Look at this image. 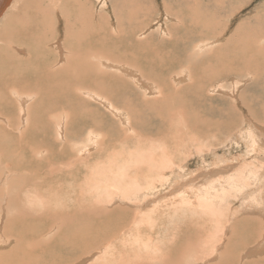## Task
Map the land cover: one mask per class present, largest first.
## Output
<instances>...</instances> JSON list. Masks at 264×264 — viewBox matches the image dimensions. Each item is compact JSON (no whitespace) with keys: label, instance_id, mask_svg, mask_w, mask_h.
<instances>
[{"label":"bare ground","instance_id":"obj_1","mask_svg":"<svg viewBox=\"0 0 264 264\" xmlns=\"http://www.w3.org/2000/svg\"><path fill=\"white\" fill-rule=\"evenodd\" d=\"M109 1L0 0V218L17 216L23 221L36 215L38 223L30 221L29 227L28 222L12 219L7 231L22 226L36 234L33 238H39L38 243L30 245V252L26 250L27 243L0 250V264H42L36 246H42L49 239L62 247L80 240L87 252L82 251L78 264H109L110 261L113 264H264V109H249L250 100L245 95H234L231 101L227 97L231 112L206 110L215 102L214 95L210 94L218 89L214 83L230 73L237 74V78L248 73V79L256 74L264 75V59L259 61L257 56H252L250 68H245L236 54L223 68L202 66L200 69L205 72L189 76L186 71H191L190 64L183 67L182 60L174 67L170 64L171 58L166 59L168 54L163 56L169 49L176 53L190 46L208 50L207 46L212 45V49L225 44L232 50L234 47L262 50L264 44L256 38L264 37V16L257 17L251 25L243 22L246 27L242 30L236 25L228 37H222L227 21L226 13H221L220 19L209 20L203 32L187 43L190 36H195L192 31L200 18L215 15L217 6L224 10L221 3L229 2L230 9L239 10L242 0H155L161 9L160 15L171 20L163 31L160 29L162 34L154 29L146 31L154 14V0H145L148 5L143 11L148 16L144 24L143 20L138 21L142 0H123V11L129 15V27L124 32L110 30ZM208 7L210 11L205 13ZM190 19L188 33L183 26ZM133 20L139 24L132 26ZM119 34L126 37L128 49L117 55L110 47V38H118L120 42ZM148 55L153 62L145 70L141 71L131 62L139 56L149 62ZM111 67L118 70H107ZM124 70H128L126 75L130 77L120 76ZM105 77L113 86L143 87L140 106L147 119L158 121L157 138L150 140L152 129L145 124V139L142 133L141 143L146 141V144L138 146L139 155L134 157L136 164L143 165L138 178L131 176L125 182L122 178L110 179L107 183L110 205L92 201L78 206L72 214L76 220L67 228L72 235L58 237L55 225L60 223L64 228L68 217L61 210L43 211L52 208L51 198L44 200L37 185L34 189L28 188V182L36 174L34 171L40 172L38 166L32 167L33 160L44 156L49 140L64 138L65 116L54 117L49 109H57L56 112L90 109L88 105L96 104L94 100L102 101L100 85ZM258 87L264 91V84ZM263 97L260 94L255 99L264 108ZM235 98L245 108L243 113L236 107ZM217 100L224 101V98L218 96ZM123 103L128 106L129 100ZM216 110L218 115L214 117ZM250 113L255 114L254 120ZM243 119L247 120L248 127L240 130ZM148 123L153 125L149 120ZM227 124L231 126L227 134H233L245 150L230 156L212 148L195 147L205 138L216 136ZM189 144L193 145L195 155L192 154L197 157L198 165L188 155L178 160L174 156V152L187 149ZM125 164L123 161L119 167L126 178L129 171ZM19 178L24 180L19 183ZM122 203L127 206L121 207ZM5 209L12 214L6 215ZM176 215H182L183 222L187 219L180 228L175 226ZM101 220L102 224L110 225L107 233L110 241L98 250L95 245L103 233L96 232L102 228L98 229L93 222ZM39 224L43 228L35 231ZM43 232L46 235L41 238ZM156 234L163 236V242H154ZM22 236L21 230L18 237ZM0 243L9 241L0 237ZM54 254L58 260L53 264H72L63 254Z\"/></svg>","mask_w":264,"mask_h":264},{"label":"rangeland","instance_id":"obj_2","mask_svg":"<svg viewBox=\"0 0 264 264\" xmlns=\"http://www.w3.org/2000/svg\"><path fill=\"white\" fill-rule=\"evenodd\" d=\"M141 2H142V8H141L142 12L138 16L139 17L138 21L143 20V22L141 23L144 24L147 21L146 17L148 16V13L146 15V12L143 10L146 9L148 2H146L145 0L144 1L142 0ZM156 2L157 1L155 0L152 2V5H154V14L151 19L152 21L146 27V31L149 30L148 32H153V31L160 32V29L163 31V28L169 25L167 22L171 21L166 17H164L163 15H160L161 9L158 5V2L157 3ZM227 3L229 2H226V4L221 3L222 8L224 10H221L220 6H217V11L215 15L207 18H200V20L197 23L198 26H196L197 28L194 27L192 31V33L194 32L193 34L195 36H190L189 39L187 40V43H190L191 41L195 40L197 38L196 35L201 34L203 32L202 29L205 27V25L209 20L214 19L217 21L218 18L220 19L221 13L223 14L226 13V17L224 19L227 21V24L222 32V37L225 36L228 37L232 33L236 25H239V29L242 30L243 27H246V25H243V22L251 25L256 21L257 17L261 18V16H264V0H242L241 4L243 6L239 10L230 9V6ZM109 5H110V30L112 31V30L120 29L122 32H124L123 30L126 29V26L129 27L127 21L129 15H127L126 11H123V7H125V2L123 0H110ZM101 8L106 10L105 6H101ZM208 11H210V7L206 8L205 13ZM231 11H232V15L228 16L229 13H231ZM192 18L194 17L191 16V19ZM191 19L188 21L185 20V25L183 26L184 30H186L188 33H190L189 26ZM225 20H224V24H225ZM134 24L135 26H137L139 22L137 21L135 22L133 20L132 26ZM152 29L154 30L152 31ZM161 32L159 34H162ZM118 37L120 42L117 41L118 38L117 39L113 37L110 38V47H112V50H115L114 54L120 55L123 54V52L128 49L127 46L128 44L125 36L119 34ZM256 40L257 41L260 40L261 43L264 44V37L261 38V36L259 35V37H257ZM207 47L210 49L204 50L201 47L196 49L190 46L189 48L176 53L174 52V50L171 49L167 50L166 52L165 50H163V52H165L163 53V56L164 54H168L166 59L171 58L170 64L174 67L177 66L176 63H180L182 60H183L182 64L184 63L182 65L183 67L186 64H190L189 67L191 71L188 70L186 71L189 72L188 73L189 76H191L192 74L200 75L203 72H205L202 69H200L202 66L208 68V66L216 65L215 67L217 68L218 67L223 68L225 66L224 64H226L229 58L234 57L236 54H238V60H243V62L245 63V68L247 67L250 68L252 56H257L256 58L259 61L264 59V51H263L264 47L262 48V50H259L257 48L251 49L247 47H243V49H239V50H236L238 47H234L235 49L232 50L229 45H225V44L214 47L212 49H211L212 45ZM148 57H149V62L146 61L147 59L145 60L144 57H140V56L136 57L135 59H132L131 62L134 61L136 67L142 71L143 68L145 70L146 67H148L149 65L151 66V62H153L151 56L148 55ZM145 63L148 64L145 65ZM215 67H210V68H215ZM262 67L263 66H260V68ZM112 68H114V70H112ZM107 70H111V72H115V70H118V68L111 67L108 68ZM195 70H199V71L196 72ZM124 71L125 73L123 72L122 74H120V76L127 78L130 77L126 75L128 74V70L127 71L124 70ZM147 73H150V70H148ZM207 74H209V71H207ZM230 74H227L225 77H223V80L219 81V83L218 82L214 83L216 84L218 89H214L212 92H210V94L214 95L215 102L214 105L212 103L211 106L209 107L207 106L206 110L223 109L224 111L231 112L232 108L230 107L229 100L231 101L234 95H242V96L245 95V97L244 96L243 97L246 100H250V103L248 105L249 109H255V111H257V109H264L262 105L259 104L258 101L255 99V96L258 95L260 96V94H264V91H262V89L258 87L264 84V75L254 74L255 76H251V79H248L247 77H249V75H246L248 73L243 74V76L238 75V78L236 76L237 74L234 73H230ZM155 75H153L154 79H155ZM233 79L236 80L233 81ZM252 83L255 85L253 87H250L251 85H253ZM100 87H101L100 91L103 92L102 101H97L98 99L94 100L96 104L90 103L88 105L90 109H60V111L58 112H56L57 109H54V111L53 109H49L51 111V115H53L54 117L65 116V121H64L65 123L63 122L65 126L64 138L59 137L56 141L49 140L46 145L47 152H45L44 156H41L40 158L39 157L35 158L33 160L32 167L38 166L40 172L33 170L36 174H33V176L30 175V177L31 176L33 177V181L30 180L28 182V184L31 185V186L28 185V188L34 189L35 185H37V187H39L38 192L42 194L44 200L48 201V199L51 198V202H50L51 203L50 205L52 207L50 208L51 210L49 209L48 211L46 210L43 211L54 212L61 210L62 212L66 213L68 217L67 224L63 225L65 226L64 228L60 223L55 225L54 230L56 232V236L58 237L61 235L64 236L72 235V234L71 235L68 234L69 231L67 230V228H69L68 224H71L76 220V216L73 217L72 214L76 213V209L78 208V206L82 204L89 205L94 201L99 203L104 202L106 206L110 205V194H109L110 185L107 184L110 183L109 182L110 179L122 178V181L125 182L130 180L131 176L138 178V176L141 174L143 165L141 166L140 163L136 164V162H134L135 160L134 157L139 155L138 153H136L138 146L140 147V144H146V141L141 143L142 133L145 139V135H144L145 124H148L152 129L150 140H154V138L155 139L157 138V133H156L157 129L155 127V124L159 125L158 121L151 120L149 118L147 119L144 116V109H141L142 107L140 106L139 98L141 92L143 91V87L140 89L138 87L132 88L131 86H127L125 88L123 85L120 87H118L117 85L113 86V83L108 84L106 77L104 78V82L101 83ZM218 96L219 98H224V101L217 100ZM227 97L229 98V100L227 99ZM123 100H129V105L124 106ZM235 100H236V107L241 108L238 110L241 113H243L245 108L240 106V102L238 98H235ZM110 105L115 107L116 109L110 107ZM93 106L95 107V109H91L93 108ZM228 107L231 109H228ZM238 110L236 109V112H238ZM118 112H120V114H118ZM217 115H218V111L216 110L214 117H216ZM69 117H71L72 120L71 118L69 119ZM250 117L254 120L255 114L250 113ZM148 120L150 121V123H153V125H150L148 123ZM242 121L243 122L240 124L241 126L240 130L242 128L248 127L246 125L247 120L243 119ZM228 131H231V126L228 124L224 125L221 127V130L216 136H209L210 138L207 137L201 143H199L198 146L197 144H195L196 146L195 145L194 146L197 147L198 150L200 147L203 149L212 148L219 153H227L230 156H232L233 154L237 155L238 153L245 150V148L244 146L240 145V141L236 139L235 136L233 137V134L230 133L227 134ZM48 132L50 135L53 134L50 130ZM130 135H131V139L130 137L128 138V136ZM236 141H238L239 143ZM192 146H193L192 144H189L187 149L185 150L181 149L179 152H174V156L176 160H178L180 157H186L188 155L191 157V159H193L192 163L194 165H198L199 162L197 161V157L193 156L192 154L194 153L195 155V152L192 151ZM118 152L120 155L118 154ZM75 154L76 155L78 154L77 157ZM88 156H90V159H88ZM74 157L76 158L73 159ZM123 161H125L126 163L125 165L128 166L127 169L129 171L127 173L128 175H126V178L121 172L122 169L120 170L119 167L123 163ZM95 167L97 170H95ZM113 170L115 173L113 172ZM20 180H24V178H19L18 181L19 183L21 182ZM3 186L7 187L8 185H3ZM122 204L121 207L127 206L124 203ZM129 209H131V211L133 212V208L131 206H129ZM37 210L40 209L37 208ZM5 214L9 215L12 213H10L7 209H5ZM15 217L12 218L3 217V219L0 218V237L5 238L9 241L8 244L0 243V247H1L0 250L9 249L13 245L23 246L25 243H27L29 245L26 250L30 252L32 251L31 246L35 243H38L37 241L39 238L38 239L33 238V236L36 234H32L27 228H23L22 226H19V229L16 227L12 231H7L10 226V221L12 219H14L15 222L17 220L22 221L20 218H15ZM182 217H183L182 215H176L174 217V219L177 222L175 226L178 225L177 228H180V226L187 221L186 219L185 222H183ZM197 218L198 217H192V219H197ZM35 219H38V217L36 215H32L31 218L27 217L22 222L23 223L28 222V227H29L30 221L38 223V221ZM93 223H95L94 226L98 227V229L102 228L101 231L98 230L96 231L97 233H103V236L100 237V239H98V243L97 245H95V248L98 247V250H100L105 246L106 243L110 241V234H107L108 232L110 233V227H109L110 225H108L107 222L106 224H102L103 223L102 220L94 221ZM256 223H257L256 225L257 228L259 226V222L256 221ZM42 228H43L42 225L39 224L35 229V231L41 230ZM77 228L81 230L80 226ZM21 230L23 236L20 238L18 236L20 235ZM77 230L75 231L76 234H78ZM114 231H112L111 234H113ZM45 232L42 233V235L40 236L41 238L46 235ZM108 236L109 238H107ZM155 237H157L155 238L157 240L154 241L155 243H157L158 241L163 242L162 241L163 236L161 235L159 236L156 234ZM31 240L33 241L31 242ZM225 240L226 238H223V242H225ZM46 242L47 243H41L42 246L40 245V247L39 245L36 246V253L38 255H41L39 259L41 260L40 262L42 264H51V263L53 264V262H56L58 259L57 257L53 256L55 252L63 254L67 261L72 260V262L70 263L78 264V261L82 260V257L80 256L82 251L87 252V249H84V245L81 243L80 240H74L73 244H69L64 247L57 245L56 241L54 240L49 239ZM182 244L186 245V241L182 242ZM130 253H132V251H130ZM54 255H58V254H54ZM131 256L134 257L135 254L132 253ZM107 258L108 260H110V253H108ZM100 260L107 261L104 259H100ZM109 264H113V263H111L110 261Z\"/></svg>","mask_w":264,"mask_h":264}]
</instances>
